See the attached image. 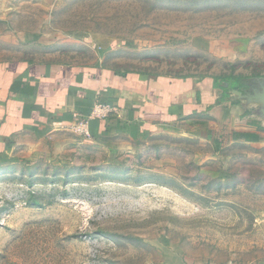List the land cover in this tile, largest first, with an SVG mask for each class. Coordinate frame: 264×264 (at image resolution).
Wrapping results in <instances>:
<instances>
[{"label":"rangeland","instance_id":"rangeland-1","mask_svg":"<svg viewBox=\"0 0 264 264\" xmlns=\"http://www.w3.org/2000/svg\"><path fill=\"white\" fill-rule=\"evenodd\" d=\"M99 48L116 72L213 78L240 102L235 80H264V0H0V62ZM125 150L77 142L0 173V264H264V144L174 127Z\"/></svg>","mask_w":264,"mask_h":264},{"label":"crops","instance_id":"crops-1","mask_svg":"<svg viewBox=\"0 0 264 264\" xmlns=\"http://www.w3.org/2000/svg\"><path fill=\"white\" fill-rule=\"evenodd\" d=\"M97 50L87 65L0 62V173L53 163L77 142L123 151L174 127L214 147L264 144V122L244 111L253 107L222 98L215 79L116 72Z\"/></svg>","mask_w":264,"mask_h":264},{"label":"water","instance_id":"water-1","mask_svg":"<svg viewBox=\"0 0 264 264\" xmlns=\"http://www.w3.org/2000/svg\"><path fill=\"white\" fill-rule=\"evenodd\" d=\"M231 92L239 98L247 106L255 107L256 117L264 122V80L260 84V89L251 88L249 91L231 90Z\"/></svg>","mask_w":264,"mask_h":264},{"label":"trees","instance_id":"trees-1","mask_svg":"<svg viewBox=\"0 0 264 264\" xmlns=\"http://www.w3.org/2000/svg\"><path fill=\"white\" fill-rule=\"evenodd\" d=\"M233 89L237 88V89H240V90H246V91H249L251 88H248L250 87L249 86V82L248 80L246 81L245 79L242 80V79H239V80H235L234 84L231 85Z\"/></svg>","mask_w":264,"mask_h":264},{"label":"built area","instance_id":"built-area-1","mask_svg":"<svg viewBox=\"0 0 264 264\" xmlns=\"http://www.w3.org/2000/svg\"><path fill=\"white\" fill-rule=\"evenodd\" d=\"M102 111H103V106H101V105L99 106L98 105V106L95 107V109H93L92 114L96 118H103L104 115L101 114Z\"/></svg>","mask_w":264,"mask_h":264},{"label":"flooded vegetation","instance_id":"flooded-vegetation-1","mask_svg":"<svg viewBox=\"0 0 264 264\" xmlns=\"http://www.w3.org/2000/svg\"><path fill=\"white\" fill-rule=\"evenodd\" d=\"M249 86H250V87H248V88H256V86H255V85H253V84H250V83H249ZM243 90H244V89H243Z\"/></svg>","mask_w":264,"mask_h":264}]
</instances>
